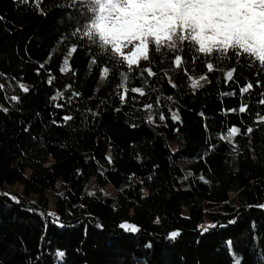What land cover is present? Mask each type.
Returning <instances> with one entry per match:
<instances>
[{
  "label": "trees",
  "instance_id": "16d2710c",
  "mask_svg": "<svg viewBox=\"0 0 264 264\" xmlns=\"http://www.w3.org/2000/svg\"><path fill=\"white\" fill-rule=\"evenodd\" d=\"M70 5L0 0V264H264V123L239 112L264 90V69L230 53L194 90L205 58L193 65L186 49L188 75L174 73L153 48L129 74L74 35L87 21ZM149 66L156 75L141 76ZM207 198L228 201L233 220L198 229Z\"/></svg>",
  "mask_w": 264,
  "mask_h": 264
},
{
  "label": "snow or ice",
  "instance_id": "6c2138e0",
  "mask_svg": "<svg viewBox=\"0 0 264 264\" xmlns=\"http://www.w3.org/2000/svg\"><path fill=\"white\" fill-rule=\"evenodd\" d=\"M22 2L30 3L31 0ZM34 2L39 7L42 0ZM70 6H79L84 10L87 21L84 28L77 29L74 35L82 31V38L94 44L101 54L108 55L117 64L126 65L129 74L139 69L142 61L152 62L153 48L161 56L162 63H168L171 54L169 70L174 73L183 70L188 75L185 67L187 60L183 55L186 49L193 53V65L201 56L205 58L207 71L198 78L189 77L194 90L204 86L201 82L208 79V73L218 70L212 60L222 63L231 58L230 53L235 55L237 63L241 57H246L251 65L258 63L264 69V0H71ZM76 50L73 45L69 55ZM63 64L68 66V59ZM235 71L232 68L225 72L227 80L234 78ZM143 72H147L149 77L156 75L151 66L144 68L141 76ZM107 73L109 68L104 67L102 75ZM52 79L49 78V84ZM127 79L125 77L122 81L125 93L128 91ZM169 83L172 87L177 86L170 78ZM256 83L260 84L259 81ZM252 87L253 84L248 83L241 88V95L249 93ZM2 88L3 85H0ZM19 88L25 93L29 91L24 83H20ZM131 92L143 95L140 88L133 87ZM62 95L58 92L52 99ZM11 99L17 101L18 97L12 96ZM121 100L124 102L125 96L122 95ZM258 103L264 105V93H261ZM151 107L146 105V108ZM246 111L247 105L239 108L240 113ZM70 119V116L64 117L65 121ZM151 119L149 116L150 122ZM160 119H165L163 114ZM172 119L179 120V115L173 112ZM255 122L264 123V115L257 114ZM252 132L253 128L249 127L246 134ZM239 133L240 129L233 126L227 136L221 134V139L235 137ZM259 207L264 208V205ZM120 227L133 233L138 231L135 225L129 223H122ZM212 227L215 225H208L203 231ZM178 236L179 232L173 231L169 239L175 240ZM57 255L62 258L64 253L58 252Z\"/></svg>",
  "mask_w": 264,
  "mask_h": 264
},
{
  "label": "rangeland",
  "instance_id": "374dc122",
  "mask_svg": "<svg viewBox=\"0 0 264 264\" xmlns=\"http://www.w3.org/2000/svg\"><path fill=\"white\" fill-rule=\"evenodd\" d=\"M72 46L68 47V49L65 51V53L61 56V58L56 62L54 67L64 68V70L68 69V66H65L63 64V61L65 59H70L72 56L69 55L70 49ZM199 77V76H198ZM193 77V78H198ZM202 81L201 83H203ZM191 83V81H190ZM192 88V87H191ZM193 89V88H192ZM261 93H264V90H260L256 92L254 102L247 105V111L245 112V115L247 118L252 120H257V114L264 115V105H260L258 103L259 99L261 98ZM20 191V188L13 187ZM7 190L9 188H6ZM12 189V188H11ZM103 193L108 196H115L116 190L112 186H108L106 188L102 189ZM203 219L198 223L197 227L200 230H203L204 227L208 225H212L217 222H227L233 220V213L230 211V205L229 202H217L212 198H207L205 200V206L203 210Z\"/></svg>",
  "mask_w": 264,
  "mask_h": 264
}]
</instances>
